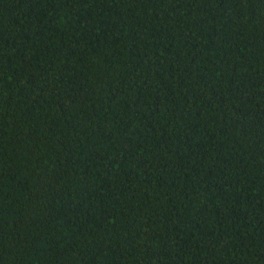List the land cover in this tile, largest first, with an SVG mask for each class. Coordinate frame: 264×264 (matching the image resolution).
I'll list each match as a JSON object with an SVG mask.
<instances>
[{"label":"trees","instance_id":"16d2710c","mask_svg":"<svg viewBox=\"0 0 264 264\" xmlns=\"http://www.w3.org/2000/svg\"><path fill=\"white\" fill-rule=\"evenodd\" d=\"M0 264H264V0H0Z\"/></svg>","mask_w":264,"mask_h":264}]
</instances>
